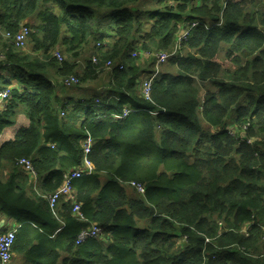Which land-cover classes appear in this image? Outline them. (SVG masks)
Returning <instances> with one entry per match:
<instances>
[{
  "label": "trees",
  "instance_id": "1",
  "mask_svg": "<svg viewBox=\"0 0 264 264\" xmlns=\"http://www.w3.org/2000/svg\"><path fill=\"white\" fill-rule=\"evenodd\" d=\"M26 22L34 30L29 50L0 37V91L11 94L0 108V138L22 110L28 117L0 144V214L20 226L14 252L26 250L24 231L35 225L40 237L63 229L59 247L71 256L64 264H264V2L0 0L2 30L14 35ZM192 24L184 50L161 65L146 100L142 81L155 74L156 55L172 51ZM93 41L105 46L82 76L54 57H64L59 48L80 57ZM109 61L117 66L108 96L71 108L66 101L62 117L64 80L76 75L80 87ZM70 113L80 118L72 122ZM88 137L94 171L74 183L85 222L73 201L54 213L46 197L66 173L83 170ZM22 159L32 161L36 178ZM92 224L102 238L77 245ZM58 255L36 264H54Z\"/></svg>",
  "mask_w": 264,
  "mask_h": 264
},
{
  "label": "built area",
  "instance_id": "2",
  "mask_svg": "<svg viewBox=\"0 0 264 264\" xmlns=\"http://www.w3.org/2000/svg\"><path fill=\"white\" fill-rule=\"evenodd\" d=\"M264 2V0H261ZM197 26V24H192L185 28L181 35H179L177 42L174 46L175 49L181 50L183 47V44L185 41H187L188 37L190 36L191 31ZM34 31L27 25L23 24L20 26L19 31L12 35L10 32H5L0 28V37H4V39H11L13 41L14 46L19 50H24L27 42L29 40V37ZM105 46V43H103ZM101 43L98 44V47H101ZM176 54V53H175ZM175 54H170L166 52L158 53L156 55V65H155V74L151 76L150 78H144L142 81V95L143 97L151 101V88L153 85V81L158 74L161 65L165 64L172 56ZM137 55V54H136ZM57 57L60 62L65 61V57H63L61 54L56 53L54 54V57ZM92 61L95 64H98L100 59L98 55H95L92 57ZM112 65L117 66L115 63L109 61L104 69H112L111 71H114ZM120 68H123L121 65ZM80 83L79 78L76 75H72L68 78H66L63 82V85L67 88H71L73 86H76ZM10 91L9 90H3L0 91V108H6V105L8 103V100L10 98ZM98 103L99 100H96ZM71 103V102H70ZM68 105V102L66 103ZM70 104L67 108L71 107ZM131 113V110L126 109L124 112V115L121 116V118L127 117ZM66 116V114H62V117ZM247 129V127H245ZM229 133L235 136V133L232 129L229 130ZM93 148V140L91 137H88L84 143V161H83V170H76L72 171L70 173H66L64 176L63 184L56 189L53 193L48 195L47 201L50 206V208L55 212H57V208L63 201H73V212L77 217V220L79 221H87L85 215L82 213V208L79 204L76 203L77 196L76 191L74 187V183L78 180H80L84 176H89L94 171V165L92 161L90 160L89 156L92 152ZM19 164L33 177L36 178V171L34 168V165L31 160L29 159H22L20 160ZM132 187L136 189L137 193L139 192L141 195H144L146 193V188L144 185L132 183ZM254 224V222L247 223L242 227V233L245 234V236H249V230L251 226ZM17 233L18 229H9L5 233L0 235V261L1 264H11L13 258H14V246L17 240ZM103 236V230L101 227H99L96 224H92L88 228H84L76 238V244L82 245L86 243L89 240L92 239H100Z\"/></svg>",
  "mask_w": 264,
  "mask_h": 264
},
{
  "label": "crops",
  "instance_id": "3",
  "mask_svg": "<svg viewBox=\"0 0 264 264\" xmlns=\"http://www.w3.org/2000/svg\"><path fill=\"white\" fill-rule=\"evenodd\" d=\"M59 49H64V48H59ZM88 51H89V48L84 49L82 51L80 57L82 58ZM88 60H90V59H88ZM80 61L81 60H79V62ZM80 65H82V61L80 62ZM85 66L86 65H84V68H85ZM83 70H82V74L80 76L83 75ZM52 74H53L54 81L58 82L59 77H58L57 73L53 72ZM112 74H113V72H110V76ZM89 82H91V80ZM89 82H87V83H89ZM83 84H86V83H82V85L79 87L82 91V94H83V96L81 97V100L92 101L93 99H96V98L101 99L103 97L108 96V93L111 90V78L108 80V85H106L100 89L94 88L92 86L91 87L90 86L84 87ZM15 86H17V84H14L12 87H15ZM92 92H96V93H98V95L91 97L90 95ZM66 101L68 102V106H69L70 104L72 105V101H76V100L67 99L64 101L63 104H65ZM63 104L61 105L60 101L58 102L59 110H61ZM62 110H63V108H62ZM62 110H61V114H62V112H65L67 114L68 110H64V111H62ZM69 112H70V110H69ZM70 114H72V113H70ZM25 118H26L25 116L19 117L18 124L14 127L9 128V129L14 128V130L12 131V133H10L6 137H5V134H6L7 130H9V129H7L5 131L3 136L0 138V144L4 143L5 141L13 139L15 137L17 130L20 127H24V126L28 125V122L25 121ZM79 118L80 117L76 116L73 113L71 120L73 122L74 120H77ZM9 174H10V171L7 170L4 172V174L1 173V176H4V175L9 176ZM132 189L133 188H131L130 191ZM62 207H63V203L59 206V210L62 209ZM19 227L20 226L18 225V223L9 222L7 219H5L3 217L2 214H0V229H6V230L7 229H18V231H19ZM31 227L32 228H27L24 231V235H23L24 242L25 243H26V241L28 242V244L26 243L27 244L26 250L23 252H14V258H13L11 264H36L37 262L47 260L50 257L52 251H54V250L55 251L57 250V252L59 253V255L57 257H51L54 264H64V262L66 261V258L68 259L71 257L66 251H64L63 249H61L59 247V244L62 243V237L60 234H62L63 229H61V231L57 232L55 235L48 236V238H47V237H40L39 236V233H42V231L37 230L35 225H32ZM63 227H64V225H63ZM53 254H55V253H53ZM53 256H56V255H53Z\"/></svg>",
  "mask_w": 264,
  "mask_h": 264
},
{
  "label": "rangeland",
  "instance_id": "4",
  "mask_svg": "<svg viewBox=\"0 0 264 264\" xmlns=\"http://www.w3.org/2000/svg\"><path fill=\"white\" fill-rule=\"evenodd\" d=\"M140 8L144 9V5L142 4L140 6ZM102 11V10H101ZM110 14V13H109ZM99 19L100 20H104V17H105V13L104 12H101L99 14ZM104 25L108 26L110 24L109 20L108 19H105L104 20ZM26 24L32 29V25L28 24L26 22ZM23 25V24H22ZM33 30V29H32ZM34 31V30H33ZM107 35H108V41H111L112 40V32L111 30L107 31ZM30 38V37H29ZM101 43V47H98V44ZM102 47H104V44L102 42H96V41H93L92 44H89L87 45L86 47L83 48L86 49V48H89V51L81 58V57H77V58H73L71 54H68L66 51H65V48L64 49H60L61 52L63 53L64 57H65V61L67 62H71L73 64H76V72L80 75L82 74V70L84 69V65H86V60L88 59H92L93 55H94V51H98L99 49H101ZM16 48V47H15ZM29 46H28V42H27V45L25 47L24 50H21V51H25V50H29ZM182 49V48H181ZM82 50V51H83ZM81 51V53H82ZM180 51V50H179ZM179 53V52H178ZM144 56L146 57V60H149V57H150V53L147 52L144 54ZM219 59L221 61V63H224L226 60H225V55L224 53H222L220 56H219ZM79 60L82 61V65H80V62ZM169 61V60H168ZM168 61L166 62V64L168 63ZM150 62V61H148ZM146 62V63H148ZM166 64H163V65H166ZM112 69H104L103 72L99 75L98 79L96 80H91V82L89 83H86V84H83L84 87L86 86H92L94 88H97V89H100L106 85H108V80L111 78L110 76V72H113L111 71ZM204 91V90H203ZM98 93L96 92H92L91 93V97H94V96H97ZM59 101L61 103V105L64 103L65 100L69 99V100H76V101H72V105L74 104H78L81 100V97L83 96L82 94V91L79 87H76V88H66L64 86H61L60 89H59ZM83 101L82 103H85L86 100H81ZM21 116H25V121L28 122V117L26 115L23 114V110H22V115H20L19 117ZM21 124V123H20ZM14 130V128L12 129H9L7 130L6 134H5V137L8 136L10 133H12V131ZM12 263V262H11Z\"/></svg>",
  "mask_w": 264,
  "mask_h": 264
},
{
  "label": "bare ground",
  "instance_id": "5",
  "mask_svg": "<svg viewBox=\"0 0 264 264\" xmlns=\"http://www.w3.org/2000/svg\"><path fill=\"white\" fill-rule=\"evenodd\" d=\"M184 49L182 48V51H183ZM178 52H181V51H179V50H177V49H175V48H173L172 49V51H170V52H168V53H170V54H177ZM114 67V65H112V67L111 68H113ZM122 69V68H121ZM80 85V83L78 84V85H76V86H73V87H71V88H75V87H77V86H79ZM68 88V87H67ZM70 88V89H71ZM72 106H76V105H72ZM62 114H66L65 112H62Z\"/></svg>",
  "mask_w": 264,
  "mask_h": 264
},
{
  "label": "water",
  "instance_id": "6",
  "mask_svg": "<svg viewBox=\"0 0 264 264\" xmlns=\"http://www.w3.org/2000/svg\"><path fill=\"white\" fill-rule=\"evenodd\" d=\"M244 135H246V134H244Z\"/></svg>",
  "mask_w": 264,
  "mask_h": 264
},
{
  "label": "clouds",
  "instance_id": "7",
  "mask_svg": "<svg viewBox=\"0 0 264 264\" xmlns=\"http://www.w3.org/2000/svg\"><path fill=\"white\" fill-rule=\"evenodd\" d=\"M20 228V227H19Z\"/></svg>",
  "mask_w": 264,
  "mask_h": 264
}]
</instances>
